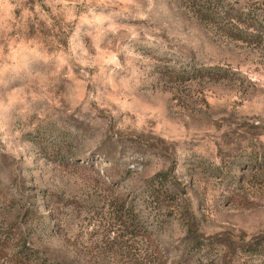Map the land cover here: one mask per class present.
Returning a JSON list of instances; mask_svg holds the SVG:
<instances>
[{"label": "rangeland", "instance_id": "rangeland-1", "mask_svg": "<svg viewBox=\"0 0 264 264\" xmlns=\"http://www.w3.org/2000/svg\"><path fill=\"white\" fill-rule=\"evenodd\" d=\"M250 9L3 0L0 250L264 264V44L230 15Z\"/></svg>", "mask_w": 264, "mask_h": 264}, {"label": "trees", "instance_id": "trees-1", "mask_svg": "<svg viewBox=\"0 0 264 264\" xmlns=\"http://www.w3.org/2000/svg\"><path fill=\"white\" fill-rule=\"evenodd\" d=\"M262 12L257 9H250L245 13L230 15L238 23L242 24L245 29L254 30L256 34L253 33L252 36L257 38L256 41L264 44V13ZM256 164V166H253L254 168L259 166L261 169L264 167L263 162L260 160ZM26 243L25 237L18 240L11 238L10 242L4 246V249L0 250V264H62L43 255L39 249Z\"/></svg>", "mask_w": 264, "mask_h": 264}, {"label": "clouds", "instance_id": "clouds-1", "mask_svg": "<svg viewBox=\"0 0 264 264\" xmlns=\"http://www.w3.org/2000/svg\"><path fill=\"white\" fill-rule=\"evenodd\" d=\"M3 2V0H0V3H2Z\"/></svg>", "mask_w": 264, "mask_h": 264}]
</instances>
